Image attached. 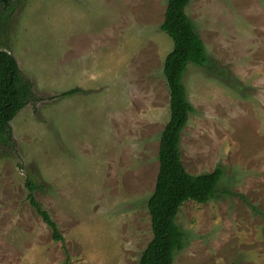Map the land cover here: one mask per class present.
<instances>
[{
  "label": "rangeland",
  "instance_id": "rangeland-1",
  "mask_svg": "<svg viewBox=\"0 0 264 264\" xmlns=\"http://www.w3.org/2000/svg\"><path fill=\"white\" fill-rule=\"evenodd\" d=\"M5 2L0 49L35 99L0 147V264H138L170 113L167 0ZM185 11L211 65L184 70L193 109L180 157L191 174H223L217 197L180 206L173 264H264V0H190ZM27 178L62 241L28 203Z\"/></svg>",
  "mask_w": 264,
  "mask_h": 264
},
{
  "label": "trees",
  "instance_id": "trees-1",
  "mask_svg": "<svg viewBox=\"0 0 264 264\" xmlns=\"http://www.w3.org/2000/svg\"><path fill=\"white\" fill-rule=\"evenodd\" d=\"M190 0H167L160 29L172 40V50L165 56L163 74L169 92V119L166 122L158 146V172L153 192L148 198L151 239L143 249L138 264H173L174 254L184 248V233L175 218L180 206L187 200L205 203L218 196L217 184L223 174L220 165L210 172L191 174L180 157V133L188 121L192 106L186 98L182 76L186 65L210 68V59L203 41L186 14ZM8 2L0 0V21ZM30 82L20 72L14 56L0 49V147L10 146V121L29 99H35ZM80 91L74 88L66 93ZM27 201L51 228L52 238H63L47 211L35 197L40 186L27 178ZM246 200L243 195H239Z\"/></svg>",
  "mask_w": 264,
  "mask_h": 264
}]
</instances>
